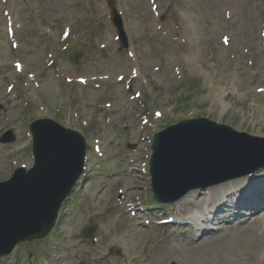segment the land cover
<instances>
[{
    "label": "rangeland",
    "instance_id": "1",
    "mask_svg": "<svg viewBox=\"0 0 264 264\" xmlns=\"http://www.w3.org/2000/svg\"><path fill=\"white\" fill-rule=\"evenodd\" d=\"M115 4L131 37L130 46L122 51L106 0H0V126L20 130L27 118L23 108L33 103L37 115H51L83 129L91 145L80 190L95 197L92 204L98 203L86 212L78 207L85 197L72 198L48 243L22 245L0 264H85L86 258L87 264H122L115 253L137 264H264V205L238 226L232 223L228 228L223 223L225 228L194 239L188 237L189 231L181 234V229L146 224L144 219L137 223L123 217L119 225L112 193L121 192L119 198L127 206V201H134L136 188L131 185L142 183L135 193L141 192L138 197L144 200L150 194L149 176H135L130 168L121 175H111L116 172L112 171L97 177L99 163H94L97 152L92 147L98 138L109 166V153L126 149L127 141L135 142L125 163L139 160L141 167L153 128L197 115L264 136V39L260 36L264 0H115ZM63 31L69 35L62 36ZM70 39L77 49L82 46V52L80 48L68 54V49L56 57L57 51L71 45ZM50 59L53 65L41 79L38 72ZM59 72H69L72 81L77 75L86 78L73 89L75 101L68 102L63 94ZM138 90L140 96L133 98ZM107 102L113 106L110 111ZM74 105L81 111L80 123ZM156 109L161 117L155 115ZM91 118L100 122V135L87 129ZM18 140L12 147L0 144V178L9 176L13 161H31L27 135H19ZM122 156L117 153L115 160L121 162ZM125 175L128 181L122 185ZM204 195L187 193L183 199L199 200ZM167 208V215L174 216L173 204ZM69 209L73 215H67ZM99 214L108 215L98 219V228L94 221ZM112 237L120 239L122 252L115 250Z\"/></svg>",
    "mask_w": 264,
    "mask_h": 264
},
{
    "label": "water",
    "instance_id": "2",
    "mask_svg": "<svg viewBox=\"0 0 264 264\" xmlns=\"http://www.w3.org/2000/svg\"><path fill=\"white\" fill-rule=\"evenodd\" d=\"M44 133V131L39 132L41 137ZM164 133L167 134L165 136L167 148L153 165L155 175L162 185L165 183L178 185L190 181L176 195L190 186L198 185L200 177L206 174H217V179L227 177L226 170L247 164L251 156L257 152L260 143L264 142L263 138L246 139L234 135L232 137L221 130L212 129L210 125L189 126L183 122L174 128H167ZM48 146V154H53L52 146L49 144ZM66 146L72 149L70 143ZM62 156L67 157L63 158L66 160L64 163L69 162L71 165L64 169L62 178L58 179L51 172L44 174L18 172L14 179L23 181V187L16 191L6 190L0 193V249L11 248L14 242L24 238L30 239L46 228L54 205L59 201L69 179L73 176L72 166L77 165L79 168L82 162L81 154H76L74 157L70 154H62ZM40 180L41 184L33 188L24 199L18 201L17 205L12 201L19 193Z\"/></svg>",
    "mask_w": 264,
    "mask_h": 264
},
{
    "label": "bare ground",
    "instance_id": "3",
    "mask_svg": "<svg viewBox=\"0 0 264 264\" xmlns=\"http://www.w3.org/2000/svg\"><path fill=\"white\" fill-rule=\"evenodd\" d=\"M261 186L258 189H254L253 185H248L246 187H243L241 190H237L236 192V199L234 200L232 206L234 209H239L241 207H246L247 209H254L258 204L264 203V179H261L259 181H262ZM230 188V187H229ZM255 190V191H254ZM229 196V195H228ZM231 199H233L231 197ZM231 201V200H229ZM221 205H227L224 201L220 203V205L213 211V218H216L217 212L220 210ZM192 206V201L189 200H179L175 203V210L178 214H182L184 212H187ZM195 207V206H192ZM198 211V210H197ZM196 211V212H197ZM240 215V212H234L233 216L238 217ZM189 235L190 237H193V229L189 227ZM202 233H205V230L202 231Z\"/></svg>",
    "mask_w": 264,
    "mask_h": 264
}]
</instances>
